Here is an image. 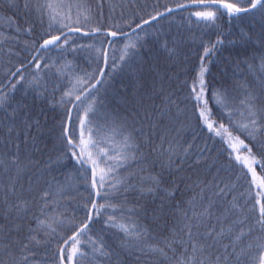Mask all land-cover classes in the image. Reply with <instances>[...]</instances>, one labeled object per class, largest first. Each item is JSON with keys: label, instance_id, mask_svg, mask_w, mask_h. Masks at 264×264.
<instances>
[{"label": "snow or ice", "instance_id": "6c2138e0", "mask_svg": "<svg viewBox=\"0 0 264 264\" xmlns=\"http://www.w3.org/2000/svg\"><path fill=\"white\" fill-rule=\"evenodd\" d=\"M129 7L0 0V264H264V0Z\"/></svg>", "mask_w": 264, "mask_h": 264}, {"label": "trees", "instance_id": "16d2710c", "mask_svg": "<svg viewBox=\"0 0 264 264\" xmlns=\"http://www.w3.org/2000/svg\"><path fill=\"white\" fill-rule=\"evenodd\" d=\"M90 2L93 4V6H95L96 3H97V0H90ZM114 2L119 3V2H121V0H114ZM123 2L130 5V7L128 8V11L129 12L133 11V9L131 8V4L132 3H135L137 5L148 4L149 5L148 11H151V5L154 4V3H156V0H123ZM165 3H168V4L171 5L173 3V0H159V4L160 5H163ZM104 11H105V14H107V5H105ZM162 23H165V22H162ZM0 32H5V33L7 32V25H6L5 21L3 20V14L2 13H0ZM119 47L120 46L118 45L117 46V50H118L119 55H120ZM5 51H7V49H5ZM225 55H227V53H225ZM212 71H213L214 74H217V75L219 74V69L216 66L213 67ZM2 79H3V75H2V73H0V80H2ZM117 86H119V85H117ZM210 103H211V101H210ZM214 111H215V108H214ZM223 122L227 126L228 121H227L226 118L223 120ZM206 135H207L206 133H202L201 134V139H204L206 137ZM241 138L243 139L244 137L241 136ZM209 143L211 145L212 142L209 141ZM216 147L219 148V147H221V145L220 144H217Z\"/></svg>", "mask_w": 264, "mask_h": 264}, {"label": "rangeland", "instance_id": "374dc122", "mask_svg": "<svg viewBox=\"0 0 264 264\" xmlns=\"http://www.w3.org/2000/svg\"><path fill=\"white\" fill-rule=\"evenodd\" d=\"M114 55H115L116 57H119V52H118V50L114 53Z\"/></svg>", "mask_w": 264, "mask_h": 264}]
</instances>
